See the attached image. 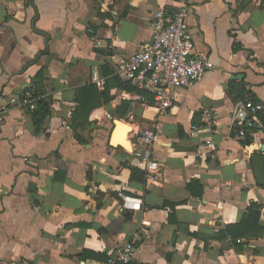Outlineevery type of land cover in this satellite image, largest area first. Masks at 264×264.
I'll use <instances>...</instances> for the list:
<instances>
[{
  "label": "crops",
  "instance_id": "crops-1",
  "mask_svg": "<svg viewBox=\"0 0 264 264\" xmlns=\"http://www.w3.org/2000/svg\"><path fill=\"white\" fill-rule=\"evenodd\" d=\"M179 4L35 0L34 7L0 0V264H108L134 234L141 241L130 264H264V234L237 245L210 239L239 223L252 202L262 204L264 222V186L252 164L264 132L253 130L251 145L242 144L228 95L231 83H245L264 103V0H195L188 24L208 71L179 89L166 113L148 93L142 102L134 100L137 92L113 88L111 102L92 113L90 129L79 131L84 143L71 125L78 91L94 83L93 71L105 82L101 69L108 64L123 80L120 65L151 40L154 13ZM40 69L54 103L37 132L29 106L15 104ZM123 102L128 109L120 118ZM110 116L132 129L130 152L142 129L160 133L156 179H132L128 165L144 170L109 143Z\"/></svg>",
  "mask_w": 264,
  "mask_h": 264
},
{
  "label": "built area",
  "instance_id": "built-area-1",
  "mask_svg": "<svg viewBox=\"0 0 264 264\" xmlns=\"http://www.w3.org/2000/svg\"><path fill=\"white\" fill-rule=\"evenodd\" d=\"M194 2L195 0H180L175 9H158L151 23V40L123 61L118 70L124 81L135 84L151 95L154 107L160 113H166L174 106L179 89L192 87L204 79L208 71V61L198 53L188 24ZM92 81L101 86L105 83L97 69L92 73ZM31 87L35 89V86ZM133 98L145 102V97L139 93ZM17 104L19 107L34 108L35 99L27 91L22 99H18L15 105ZM259 112H264V103L260 100L254 102L247 98L236 103L232 113V126L237 138L251 136L253 130L263 128ZM206 121L209 125L213 124L212 111H207ZM138 135L141 143H136L131 152L133 162L145 171L148 179L154 180L161 169L160 162L154 156L160 133L152 126L142 129ZM125 200L130 201V198L125 197ZM140 241L141 237L134 234L123 245L114 249L108 264L133 262ZM237 242L240 243L241 240Z\"/></svg>",
  "mask_w": 264,
  "mask_h": 264
},
{
  "label": "trees",
  "instance_id": "trees-1",
  "mask_svg": "<svg viewBox=\"0 0 264 264\" xmlns=\"http://www.w3.org/2000/svg\"><path fill=\"white\" fill-rule=\"evenodd\" d=\"M240 48L241 46L239 44H235V50H238ZM101 70L102 75L106 77L104 83V91H100L96 83H91L79 89L78 91L77 107L73 114L71 125L74 132H76V139L80 143H84V138L81 134H79V131L84 132L90 129L92 125V113L97 108H101L105 104L111 102V90L113 88L146 95V92L140 90L131 82L124 81L120 77L115 75V72L110 65H104ZM34 78L35 81L31 84V86H35V89L29 86L24 93L30 91L32 97L35 99L34 108L29 106L27 110L32 116L36 131L41 132L44 128L45 119L52 114V105L54 101L52 97L50 95H47L46 91L44 90V70L40 69L34 76ZM23 95L21 96V99L23 98ZM228 95L234 103L243 101L247 98H250L254 102L259 101L256 95L246 88L245 83H231L228 87ZM147 97L152 103L153 98L149 95ZM9 104L10 103L7 104L8 107L11 106ZM127 109L128 102H123L122 106L120 107V111H123H119L120 118L125 117ZM258 114L262 119V131L264 132V112H259ZM251 141V136H247L241 140L244 146L251 145ZM127 167L131 170L132 179L138 181H146V173L144 171L133 165H128ZM188 187L189 189L192 188L191 185H189ZM202 193L203 189H201L200 196H202ZM262 207L263 206L261 203L252 202L239 223L225 225L224 227L219 229V231L215 235L211 236L210 239L218 241L229 239L234 245H237V239H251L262 237V235L264 234V222L261 221Z\"/></svg>",
  "mask_w": 264,
  "mask_h": 264
},
{
  "label": "water",
  "instance_id": "water-1",
  "mask_svg": "<svg viewBox=\"0 0 264 264\" xmlns=\"http://www.w3.org/2000/svg\"><path fill=\"white\" fill-rule=\"evenodd\" d=\"M30 2L34 7H36L35 0H30ZM109 118L112 120L114 125V129L109 138V143L114 147H122L124 149H130V147L128 146L131 143L130 140L128 141L129 135L132 132V129L128 132V128L130 129V126L124 121L114 119L111 116ZM131 149L133 151V148ZM252 164H253L254 174L257 183L261 186H264V145L260 153L252 156Z\"/></svg>",
  "mask_w": 264,
  "mask_h": 264
},
{
  "label": "rangeland",
  "instance_id": "rangeland-1",
  "mask_svg": "<svg viewBox=\"0 0 264 264\" xmlns=\"http://www.w3.org/2000/svg\"><path fill=\"white\" fill-rule=\"evenodd\" d=\"M119 120H120V119H119ZM117 133H118V130H117ZM117 133H116V134H117ZM132 134H133V132L130 133V139L132 138ZM126 150H127L128 152H130L129 149H126ZM131 152H132V151H131ZM131 152H130V153H131Z\"/></svg>",
  "mask_w": 264,
  "mask_h": 264
},
{
  "label": "bare ground",
  "instance_id": "bare-ground-1",
  "mask_svg": "<svg viewBox=\"0 0 264 264\" xmlns=\"http://www.w3.org/2000/svg\"><path fill=\"white\" fill-rule=\"evenodd\" d=\"M126 123V122H125ZM129 129V128H128Z\"/></svg>",
  "mask_w": 264,
  "mask_h": 264
}]
</instances>
